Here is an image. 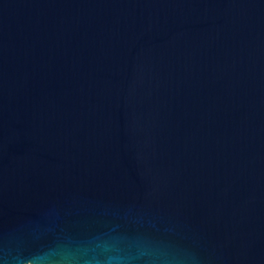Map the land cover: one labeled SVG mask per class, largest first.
<instances>
[{"label":"water","instance_id":"1","mask_svg":"<svg viewBox=\"0 0 264 264\" xmlns=\"http://www.w3.org/2000/svg\"><path fill=\"white\" fill-rule=\"evenodd\" d=\"M0 264H264V0H0Z\"/></svg>","mask_w":264,"mask_h":264}]
</instances>
